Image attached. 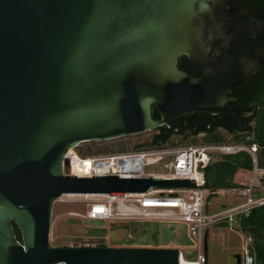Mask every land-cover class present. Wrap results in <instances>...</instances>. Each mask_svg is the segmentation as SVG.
I'll list each match as a JSON object with an SVG mask.
<instances>
[{
    "label": "water",
    "instance_id": "1",
    "mask_svg": "<svg viewBox=\"0 0 264 264\" xmlns=\"http://www.w3.org/2000/svg\"><path fill=\"white\" fill-rule=\"evenodd\" d=\"M261 9L254 21L238 0H0V264H175L176 247L53 245L52 206L193 179L71 175L62 155L193 109H251L222 104L264 65Z\"/></svg>",
    "mask_w": 264,
    "mask_h": 264
},
{
    "label": "built area",
    "instance_id": "2",
    "mask_svg": "<svg viewBox=\"0 0 264 264\" xmlns=\"http://www.w3.org/2000/svg\"><path fill=\"white\" fill-rule=\"evenodd\" d=\"M145 131H148L150 140L156 130L151 128ZM197 135L205 134L200 132ZM253 137L252 128L246 131L244 138L239 141L209 140L178 146H139L126 150H118L114 147L108 151L93 150L88 155L78 153V147H82V144L87 142L80 141L75 145H69L62 155L68 159V173L71 175L112 174L125 178H188L193 179L194 184L192 186H150L144 191H125L122 195L110 194L109 191H67L56 197L54 202L85 201L86 207L83 212H70V215L83 219L184 221L195 239V245L192 247L191 255H185L181 248H177L175 264H209L206 242L209 228L219 222L228 224H234V220L239 222V217L243 213L264 204V163H261L264 160V144L252 141ZM135 143L142 145L144 141L138 140ZM240 151H247L252 160V166L245 176L244 184L227 188L234 194V203H230L223 209L209 212L207 210L208 195L211 190L205 186L204 166L218 155ZM87 162L89 167L83 171L74 166L75 164L86 165ZM218 190L214 193L217 194ZM239 255V264H258L256 249L250 234H244L242 254Z\"/></svg>",
    "mask_w": 264,
    "mask_h": 264
},
{
    "label": "rangeland",
    "instance_id": "3",
    "mask_svg": "<svg viewBox=\"0 0 264 264\" xmlns=\"http://www.w3.org/2000/svg\"><path fill=\"white\" fill-rule=\"evenodd\" d=\"M222 141H238L244 133L219 132ZM215 133V134H216ZM195 135L192 133L173 134L159 142L149 140L148 131L120 136L107 140L87 141L78 147L80 155H88L93 150L108 151L112 148L118 150L131 149L138 140L144 143L140 146H178L187 143L209 141L210 135ZM246 175H241L245 179ZM217 194L209 198L207 210L214 212L234 203V194L227 188L218 190ZM85 201L68 200L55 201L51 212V227L49 240L53 245H112V246H144V247H176L181 248L185 255L193 253L192 247L195 239L191 235L188 224L181 220L165 219H138L126 220H95L83 219L70 215V212H83ZM244 234L239 222L234 224L219 222L209 228L206 236L207 256L210 264H239L236 254H242Z\"/></svg>",
    "mask_w": 264,
    "mask_h": 264
},
{
    "label": "flooded vegetation",
    "instance_id": "4",
    "mask_svg": "<svg viewBox=\"0 0 264 264\" xmlns=\"http://www.w3.org/2000/svg\"><path fill=\"white\" fill-rule=\"evenodd\" d=\"M240 9L245 8L248 11V16L256 21V13L262 16V7L264 0H238ZM187 57L186 54L178 56L177 65L191 75V72L182 65L181 60ZM239 96L237 100L225 99L222 106H251V109H211L208 112L199 109H193L177 114L169 119V123H161L159 126L153 127L155 136L167 135L166 139L173 134L192 133L198 134L203 132L219 131L245 133L251 130L255 123V118L262 107H264V65L260 68L257 75L249 73L247 81L242 88V91L236 92ZM152 115L159 118V112L155 104L151 106ZM153 116V117H154ZM167 127L169 132L167 134ZM165 139V140H166ZM156 141H163L157 139Z\"/></svg>",
    "mask_w": 264,
    "mask_h": 264
},
{
    "label": "trees",
    "instance_id": "5",
    "mask_svg": "<svg viewBox=\"0 0 264 264\" xmlns=\"http://www.w3.org/2000/svg\"><path fill=\"white\" fill-rule=\"evenodd\" d=\"M154 116V115H153ZM155 117V116H154ZM254 137L252 141H256L259 144H264V107L258 112L254 126ZM216 132H212L206 137L209 140H222ZM242 138L236 137V139L242 140ZM151 142L155 141L153 137ZM141 143H135V147H139ZM263 151V150H262ZM264 163V160L261 161ZM252 166L251 156L247 151H240L232 154L218 155L214 160L204 166L205 174V186L208 187L211 192L208 197L215 195V191L220 188H230L238 185H242L245 179H242L241 175H246ZM237 174L239 176H237ZM239 224L242 230L250 234L253 238V245L256 249L257 263L264 264V204L256 206L250 209L247 213H243L239 217ZM13 228L18 239H21V234L18 226L13 223ZM105 245V244H98Z\"/></svg>",
    "mask_w": 264,
    "mask_h": 264
},
{
    "label": "bare ground",
    "instance_id": "6",
    "mask_svg": "<svg viewBox=\"0 0 264 264\" xmlns=\"http://www.w3.org/2000/svg\"><path fill=\"white\" fill-rule=\"evenodd\" d=\"M74 166H75V167H79V168L83 171V170L88 169V167H89V162H87L86 165H85V164H75Z\"/></svg>",
    "mask_w": 264,
    "mask_h": 264
},
{
    "label": "crops",
    "instance_id": "7",
    "mask_svg": "<svg viewBox=\"0 0 264 264\" xmlns=\"http://www.w3.org/2000/svg\"><path fill=\"white\" fill-rule=\"evenodd\" d=\"M237 176H239L238 174H237ZM210 264V263H209Z\"/></svg>",
    "mask_w": 264,
    "mask_h": 264
}]
</instances>
